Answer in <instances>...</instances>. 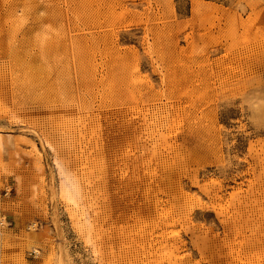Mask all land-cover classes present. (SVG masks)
Here are the masks:
<instances>
[{
	"label": "rangeland",
	"instance_id": "obj_1",
	"mask_svg": "<svg viewBox=\"0 0 264 264\" xmlns=\"http://www.w3.org/2000/svg\"><path fill=\"white\" fill-rule=\"evenodd\" d=\"M0 264H264V0H0Z\"/></svg>",
	"mask_w": 264,
	"mask_h": 264
},
{
	"label": "bare ground",
	"instance_id": "obj_2",
	"mask_svg": "<svg viewBox=\"0 0 264 264\" xmlns=\"http://www.w3.org/2000/svg\"><path fill=\"white\" fill-rule=\"evenodd\" d=\"M54 166H55L57 173H58V176H59L58 182H57L58 197L66 205H75L76 204V195L78 193L76 184L74 183V181L72 180L70 175L66 174L62 170V168L58 162L55 161ZM86 232H88V231L86 230ZM86 236H87V233H86Z\"/></svg>",
	"mask_w": 264,
	"mask_h": 264
}]
</instances>
